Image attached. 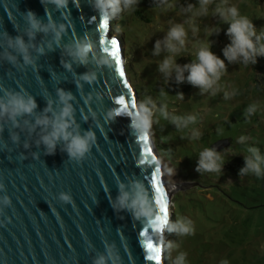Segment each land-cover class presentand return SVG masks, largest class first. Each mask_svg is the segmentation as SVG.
<instances>
[{
	"label": "water",
	"instance_id": "water-1",
	"mask_svg": "<svg viewBox=\"0 0 264 264\" xmlns=\"http://www.w3.org/2000/svg\"><path fill=\"white\" fill-rule=\"evenodd\" d=\"M29 12L43 26L51 20L58 30L63 24L60 37L52 29H32ZM103 24L93 0H68L65 7L52 0H0V100L31 96L36 104L14 119L0 116V201L9 200L0 203V264H94L101 255L111 264L109 248L120 264H156L146 242L155 245L165 232H153L129 209L114 207L119 185L131 183L142 184L153 204L161 195L167 204L157 153L148 134L131 127L136 91L125 76L118 39L108 31L110 20ZM84 42L91 52L80 63L71 52ZM85 74L94 78L84 80ZM58 90L72 95L69 130L93 134L78 160L68 156L63 140L50 153L41 138L51 127L35 123L60 111ZM227 145L219 139L210 148ZM62 193L71 200H61Z\"/></svg>",
	"mask_w": 264,
	"mask_h": 264
},
{
	"label": "rangeland",
	"instance_id": "rangeland-1",
	"mask_svg": "<svg viewBox=\"0 0 264 264\" xmlns=\"http://www.w3.org/2000/svg\"><path fill=\"white\" fill-rule=\"evenodd\" d=\"M189 5L193 6L192 11L188 10ZM217 6H235L240 15L251 20L256 35L264 32V0L258 3L210 0L207 14L195 17L193 11L199 9V0H171L160 8H141L148 22L135 17L136 5L122 7L112 16V28L109 27L122 51L125 76L132 87L139 88L135 98L137 107L145 103L153 112L147 134L157 153L163 184L169 187L166 188L169 221L172 216L175 220L182 216L193 223L192 234L178 236L173 232L166 240L163 238L165 243L178 245L163 252V256L167 255L163 264H172L180 251L187 254L186 264H220L222 260L228 264H264V176L241 175L240 171L231 174L222 172L223 167L219 173L196 171L199 152L206 148L205 141L211 137L229 140L228 146L217 151L224 163L233 155L244 157L250 146L257 147L264 155V55L256 56V62L248 64L240 58L229 62L224 57L223 49L231 43V38L227 34L228 23L215 11ZM174 24L183 25L185 43L180 47L173 41L180 50L170 53L166 38ZM193 26L197 29L195 33ZM214 28L217 30L209 35ZM252 39L256 44L255 36ZM202 43H209L210 51L225 64L224 73L213 86L215 92L212 88L202 92L200 86L191 84L187 70L180 82L174 70L167 76L159 71L157 60L162 62L169 55L181 67L191 64ZM249 76L254 77L259 87L256 93L262 94L248 91L254 84ZM225 92L229 93L227 98ZM148 100L155 104L154 109L146 103ZM253 103L257 105L256 111L247 114L246 108ZM161 108L167 117L161 115ZM188 115H195L196 122L177 128L171 121L172 116ZM193 131L199 133L198 138H192ZM240 136L246 139L240 142ZM161 141L171 150L159 152L157 144ZM192 182L196 185H190Z\"/></svg>",
	"mask_w": 264,
	"mask_h": 264
},
{
	"label": "clouds",
	"instance_id": "clouds-1",
	"mask_svg": "<svg viewBox=\"0 0 264 264\" xmlns=\"http://www.w3.org/2000/svg\"><path fill=\"white\" fill-rule=\"evenodd\" d=\"M57 7H65L68 0H52ZM210 0H199V9L193 11V17L207 14V6ZM137 0H93V7L97 9L101 15L104 24L108 20L119 13L123 8H133ZM188 10L192 11L193 6L189 5ZM219 13L222 21L228 23L227 34L231 38V43L223 49L224 57L229 61L242 59L244 64L249 62L255 63L256 56L264 55V32L256 35L254 25L251 20L246 16L240 15L238 9L235 6L223 8L217 6L215 9ZM28 19L30 27L34 30L48 31L52 29L55 33V38L60 37L61 32L64 30V25L61 24L57 30L56 26L49 20L48 25L43 26L35 18L34 14L28 13ZM196 27H192V31L195 33ZM209 31V35L212 31ZM185 29L181 24H174L167 32L166 47L170 53H177L180 48L177 47L173 41L178 42L180 47H183L185 43ZM255 36L256 44H254L252 37ZM16 44L19 49L24 53V61L30 62L29 57L26 54V48L19 37L16 38ZM159 42L156 44V52H159ZM38 51H43L39 49ZM91 52V44L77 43L72 50L71 54L80 62L86 63L89 53ZM107 62V61H103ZM176 73V80L180 82L185 79L183 73L188 71L187 80L193 84L198 85L201 91H206L210 88L215 92L214 85L220 79V76L225 71L224 61L218 58L210 51L209 43H202L198 50L195 52V59L191 64H186L183 67L175 64L172 55L164 58L159 64V71L163 72L166 76L172 71ZM93 76L85 74L82 79L91 80ZM161 95H165L161 92ZM229 95L225 92V98ZM58 98L62 107L58 113L53 112V118L50 120L47 116L39 118L35 121L37 125H42L44 128L51 127V131L48 134L42 136V141L46 148L51 153L54 151L55 144L58 140L66 142L65 150L70 158L80 159L89 150L90 141L93 139L91 132H86L84 135H80L74 130H69L73 123L72 120V105L69 101L72 99L71 93H66L58 90ZM147 104H151L152 108H155V104L148 100ZM36 107L35 101L31 96L24 97L20 95H10L6 101L0 100V116L7 114L9 118H15L18 115L25 113H31ZM133 111L128 114L131 116V127L137 135H147L150 125L152 123L153 112L145 103H140L137 107L133 101ZM257 105L255 103L250 104L246 108L247 114H252L256 111ZM45 111H51V106L45 109ZM161 115L167 117V113L163 108L159 109ZM197 117L195 115L172 116L171 121L176 124L177 128L187 126L189 123H195ZM199 133L193 131L192 138H198ZM240 142H243L246 137L240 136ZM246 155H244V167L240 169V174H251L260 178L264 176V155H261L259 149L254 146L247 147ZM224 163L223 156L216 152L212 148H204L199 152V159L197 163L196 171L215 172L219 173ZM160 167L157 166L156 172L160 173ZM171 171V169H168ZM159 196H156L155 204L149 198L148 193L144 186L140 183H131L128 186L124 184L119 185V195L116 198L114 207L126 208L132 211L133 215L137 218H143L150 226L153 232L162 233L165 229L170 233H176L178 236L190 235L194 231L193 223L191 220L178 216L174 222H170L168 215H161L160 203H158ZM60 199L63 201H70L71 197L68 194L62 193ZM0 203L7 205L9 200L5 197ZM159 209V211H158ZM154 245V244H153ZM178 247L174 242H167L160 237L155 242V245L149 251V257L156 261V264H160L162 252ZM186 252H178L172 264H186ZM107 259L111 260V264H120V258L118 255L113 254L111 248L108 250ZM94 264H106V257L101 255L95 261ZM220 264H228L227 260H222Z\"/></svg>",
	"mask_w": 264,
	"mask_h": 264
},
{
	"label": "trees",
	"instance_id": "trees-1",
	"mask_svg": "<svg viewBox=\"0 0 264 264\" xmlns=\"http://www.w3.org/2000/svg\"><path fill=\"white\" fill-rule=\"evenodd\" d=\"M168 1H171V0H137V3L135 4L136 5V8L134 9L133 14L138 19H141V21H144V22L147 21L148 22V20L144 16V13H142V11H141V8H148L149 10L156 9V8H160L165 3H167ZM255 1L257 3L259 2V0H255ZM109 20H110L109 27L111 26V28H112L113 17H111ZM111 31H113V30L112 29H109V33H111ZM157 62H158L157 63V66H159L160 62L158 60H157ZM125 69L127 71V68L126 67H125ZM234 73H236V72H234ZM249 80H250V82L251 81H254V84L251 86V90H249L247 88L248 91L254 92V95H256V94H262V93H256L259 90V87L256 85V81H255L254 77L249 76ZM246 82H247V84L249 86V81H246ZM134 88H135L136 94L139 93V88H137L136 86H134ZM237 90L238 89H236V91ZM245 100H247V98H245ZM216 138H217V136L216 137H211V138L207 139L205 141L206 143L208 142V144L206 145V147L210 148V145L216 140ZM227 141H228V145H229V140L227 139ZM222 149H220V150H222ZM157 150H159V152H167V151H170L171 149L169 148V146H167V145L165 146L164 141H161L160 144H157ZM220 150H218V151H220ZM222 167H223L222 172H229L231 174H234V173L236 174L237 172L240 171L241 168L244 167V157L242 155H233V156H231L228 159V161L226 163H224L222 165ZM174 221H175L174 216H172L171 219H170V222H174ZM171 235H172V233H170V232H168L166 230L165 233H164V240H166L167 238H169ZM166 258H167V255H164L163 256L164 262H166Z\"/></svg>",
	"mask_w": 264,
	"mask_h": 264
},
{
	"label": "snow or ice",
	"instance_id": "snow-or-ice-1",
	"mask_svg": "<svg viewBox=\"0 0 264 264\" xmlns=\"http://www.w3.org/2000/svg\"><path fill=\"white\" fill-rule=\"evenodd\" d=\"M103 27H106V24H103ZM113 44L114 46H116V41H113ZM120 76L123 77L124 76V72L120 69ZM156 192L157 193H160L162 190L160 187H156ZM158 203H160V212L162 215L166 216L167 215V207L164 203V199H163V196H159L158 198ZM144 235V233H143ZM146 246H147V249L150 251L151 248L154 246L153 243H151V239H148L147 242H146ZM148 259H152L150 257H148Z\"/></svg>",
	"mask_w": 264,
	"mask_h": 264
},
{
	"label": "bare ground",
	"instance_id": "bare-ground-1",
	"mask_svg": "<svg viewBox=\"0 0 264 264\" xmlns=\"http://www.w3.org/2000/svg\"><path fill=\"white\" fill-rule=\"evenodd\" d=\"M163 186L165 188V194H167L166 188H169V187H167L165 184H163Z\"/></svg>",
	"mask_w": 264,
	"mask_h": 264
}]
</instances>
